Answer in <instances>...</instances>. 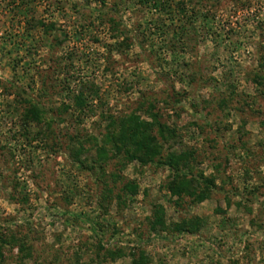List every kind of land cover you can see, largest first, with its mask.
Segmentation results:
<instances>
[{"label":"rangeland","instance_id":"374dc122","mask_svg":"<svg viewBox=\"0 0 264 264\" xmlns=\"http://www.w3.org/2000/svg\"><path fill=\"white\" fill-rule=\"evenodd\" d=\"M140 256L264 264V0H0V264Z\"/></svg>","mask_w":264,"mask_h":264},{"label":"trees","instance_id":"16d2710c","mask_svg":"<svg viewBox=\"0 0 264 264\" xmlns=\"http://www.w3.org/2000/svg\"><path fill=\"white\" fill-rule=\"evenodd\" d=\"M30 113L29 115L26 116V121H29L30 122V119L32 118V120L36 119L37 117V112H35L33 109H30L29 110ZM141 124H137V122H135L132 126H129L128 128H125L126 125L124 126L123 130H126L127 133L125 134H128L127 138L133 142L135 144V146L137 145L138 147V151H145L144 150V147L143 145L141 144V142H147L149 140L148 136L144 135L142 129L140 128ZM141 138V140H140ZM152 142V141H151ZM129 151V150H128ZM174 157H177V156H171V158L169 159V161H172V158ZM179 158H177V160H181L183 159V157H181V155H178ZM185 158V157H184ZM130 160L132 161L133 160V155L132 157L130 158ZM134 160H138V161H141V162H144L141 158L137 157V156H134ZM147 162V161H146ZM145 163V162H144ZM186 163V162H185ZM185 163H180L182 168L179 169V171L185 169ZM177 165V164H176ZM178 169V168H177ZM181 177L179 176L177 178V180H180ZM188 182L185 181L184 178H182L181 182L176 184L175 186V191L171 190L172 192H175L177 194H181V193H184L186 192V189L185 187L187 186ZM191 223L190 222H181L179 224H173V226L171 227L172 231H174L175 233H178V234H181V233H184V234H192V232L194 233V231L196 229V227L192 226L191 228ZM153 226H157L159 227L160 229H163L164 228V223L162 220L160 219H157L154 223H153ZM152 226V229L154 230V227ZM198 227V226H197ZM134 264H146V258L144 256H140L137 260H134Z\"/></svg>","mask_w":264,"mask_h":264}]
</instances>
